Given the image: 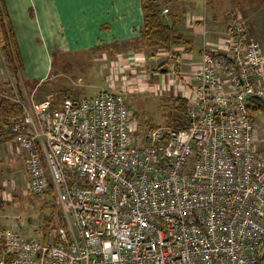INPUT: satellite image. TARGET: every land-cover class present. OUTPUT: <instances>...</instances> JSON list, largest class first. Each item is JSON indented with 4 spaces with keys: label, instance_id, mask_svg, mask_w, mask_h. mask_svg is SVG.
<instances>
[{
    "label": "built area",
    "instance_id": "2783aa9c",
    "mask_svg": "<svg viewBox=\"0 0 264 264\" xmlns=\"http://www.w3.org/2000/svg\"><path fill=\"white\" fill-rule=\"evenodd\" d=\"M244 19L232 12L214 50L203 47L187 127L143 128L114 88L0 92L23 108L9 140L30 191L52 187L66 222L29 236L4 228L0 264H264V52Z\"/></svg>",
    "mask_w": 264,
    "mask_h": 264
},
{
    "label": "crops",
    "instance_id": "0c3cea01",
    "mask_svg": "<svg viewBox=\"0 0 264 264\" xmlns=\"http://www.w3.org/2000/svg\"><path fill=\"white\" fill-rule=\"evenodd\" d=\"M244 1L203 0L202 6L197 0H157L162 19L175 23L190 38V44H181L171 51L149 47L142 39L143 0H4V4L23 59V72L28 73L29 64L36 62L34 73L29 72V76H40L41 81L49 79L53 51L77 53L84 47L92 60L101 63L99 68L107 87L99 88H114L129 95L141 91L134 84L144 79V84L154 86L152 91L158 90L161 97H181L188 102L203 47L214 50L226 32V17L215 21L216 12L231 16L234 11H242ZM252 21L248 17L247 31L254 38ZM0 33V92L10 94L12 78L2 54V23ZM261 36L257 40L264 52V35ZM147 47L158 51L147 52ZM120 75L125 81L118 79ZM88 85L99 84L90 80ZM2 138L0 161L4 157L2 150L8 153L10 149L9 139Z\"/></svg>",
    "mask_w": 264,
    "mask_h": 264
},
{
    "label": "rangeland",
    "instance_id": "374dc122",
    "mask_svg": "<svg viewBox=\"0 0 264 264\" xmlns=\"http://www.w3.org/2000/svg\"><path fill=\"white\" fill-rule=\"evenodd\" d=\"M197 1L203 6V0ZM209 11H211V7H209ZM216 13L217 16L215 21L223 20V17H226L227 30L231 21L230 13L226 15H223V12ZM240 13L245 18L246 27L248 26V17H250L251 21L253 20L252 30L255 40L262 39L260 35H264V0H245ZM257 17H260V20L256 19ZM255 35L259 36L255 37ZM220 37H222V35ZM146 49L148 50L147 52L151 53L152 51H158V48L150 49L147 47ZM95 55H97V52ZM35 63L36 62L29 64L28 73H34ZM100 64L99 60L95 61L91 59L90 52L84 47L77 53H73L72 51L64 53L53 51L50 66L51 75L48 77L49 79L41 81L40 76H29L26 70L22 72L23 78L28 83V86H25V84L23 85L25 86L24 95L27 98V96L34 92L38 100L45 98L51 93L54 94L55 92L60 93L58 95L59 97H56L57 95L54 94L56 98H60L66 94L92 97L103 89L99 88L100 86L107 87V84L102 78L103 72L99 68ZM128 76H132V74H128ZM122 78L121 75L118 76L119 80L125 81V79ZM30 79L32 81H40L41 85L32 88L30 83L32 81ZM90 80H94L95 83L99 85H88ZM142 80L144 79L137 81L133 80L136 82L134 85L141 91L144 89L146 91L142 93L141 91L129 93V101L136 110L138 123L143 128H149L150 125H164L172 121L176 107L173 98L166 99L161 97V95L157 93L159 92L158 90L156 91L155 89V91H152L153 88H155L154 86L144 84ZM133 81H130V83L132 84ZM32 84L34 85L35 83ZM53 88L55 90H61L63 88L64 90L61 92L53 91ZM12 94L13 93L10 95ZM255 117L258 123L259 140L261 139L260 144L263 145L264 110L257 113ZM146 122H148L149 125H146ZM9 146L10 149L8 153L7 150H2L4 157L0 161V234L6 227H15L25 236L34 235L42 216L50 212H54L55 215H57L60 209L56 205L55 198L51 195L36 194L30 191L28 187V174L25 168L24 152L20 151L16 142L12 140H9L8 147Z\"/></svg>",
    "mask_w": 264,
    "mask_h": 264
},
{
    "label": "trees",
    "instance_id": "16d2710c",
    "mask_svg": "<svg viewBox=\"0 0 264 264\" xmlns=\"http://www.w3.org/2000/svg\"><path fill=\"white\" fill-rule=\"evenodd\" d=\"M143 10L144 24L141 29V37L149 47H162L171 51L181 44H190V38L185 36L175 23L170 24L162 19L160 3L157 2V0H143ZM0 18L4 35L2 54L12 78V82H9V85L17 90L22 99H26L24 95V87L28 83L22 78V72L24 70L23 59L15 37L13 26L8 18L4 0H0ZM30 83L32 88L41 84L40 81H32ZM32 83L35 84L33 85ZM24 84L25 86H23ZM52 90L61 92L64 89L55 90L53 88ZM1 93L8 94L7 92ZM54 94L57 95L56 97H59L58 95L60 93L55 92ZM173 100L176 103L175 112L172 121L167 124L187 127L189 125L187 99L176 97L173 98ZM254 103L256 105L254 109L255 112L258 110H264V100H254ZM22 113L23 108L20 104L14 102L6 96L0 95V139L3 137L2 140L4 141L12 138L10 120L13 116L21 115ZM146 125H149L148 122H146ZM150 127H155V125H150ZM46 194L54 197L53 188L51 187ZM53 205L56 206L55 204ZM62 225L65 226L66 222L60 210L57 215H55L54 212L46 213L42 216L36 232H42L44 234L47 231L57 229ZM3 251V242L0 238V256Z\"/></svg>",
    "mask_w": 264,
    "mask_h": 264
}]
</instances>
